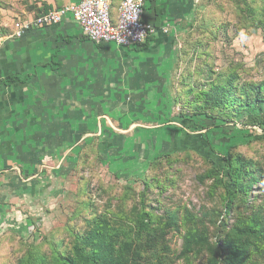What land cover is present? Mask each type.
Returning a JSON list of instances; mask_svg holds the SVG:
<instances>
[{"label":"rangeland","instance_id":"rangeland-1","mask_svg":"<svg viewBox=\"0 0 264 264\" xmlns=\"http://www.w3.org/2000/svg\"><path fill=\"white\" fill-rule=\"evenodd\" d=\"M44 1L0 0V48L7 40L15 38V24L32 19ZM247 1L249 10L240 0H198L189 14H183L173 45L172 86L158 96L155 104L136 108L137 119L129 121L133 126L123 133L118 131L129 136L127 139L132 142L131 149L120 155L118 163L107 167L102 163L97 137L82 138L73 149L66 148L45 160L47 168L39 172L37 198L13 206L12 217L0 224V264H19L28 250L35 247L47 256L54 248L65 254L70 249L73 233L84 231L87 219L95 216L115 213V217H111L118 219L119 214L126 213L131 217L132 206L139 193L145 190V182L153 177L155 183L160 175H165L161 169L154 174L145 173L157 153L145 151L143 140L150 141L152 135L167 126L159 118L154 120L153 106L160 115L171 108V118H176L181 110L186 111L178 106L191 86L204 88L220 75L232 73L239 77L240 83L264 82V0ZM202 122L207 128L202 132L184 130L190 136L206 134L215 156L220 158L230 147L246 143L251 136L264 135V105L257 112L243 113L235 126L209 120ZM171 127L180 128V125L171 123ZM148 143L151 146L152 142ZM237 152L257 158L264 155V142ZM178 158L169 173L170 181L174 179L175 182H168L169 186L160 195V190L153 187L147 193V203L155 217L167 216L166 212L178 214L182 225L186 212L201 218L207 212L220 210V201L218 196L209 199L211 181L200 183L198 180L208 166L192 155ZM129 190L133 191L131 198L121 207L123 195ZM254 192L256 195L257 191ZM254 199L252 196V202H260L261 196ZM234 217L227 220L228 226H232ZM122 222L131 224L129 220L122 219ZM206 227L213 234V226L206 222ZM163 232L164 239L155 250H150L151 255L156 256L152 257V262L158 259L164 261L163 264H208L211 260L205 251L178 257L185 235L183 226L178 231L166 227ZM150 241L155 242V239ZM210 241L215 242L214 239ZM137 248H140L138 244ZM253 261L264 264V252L254 256Z\"/></svg>","mask_w":264,"mask_h":264},{"label":"crops","instance_id":"crops-1","mask_svg":"<svg viewBox=\"0 0 264 264\" xmlns=\"http://www.w3.org/2000/svg\"><path fill=\"white\" fill-rule=\"evenodd\" d=\"M80 1L43 3L61 7ZM197 1L148 0L142 21L157 32L147 48L96 45L82 37L69 17L2 45L0 224L12 217L13 206L37 198L39 172L59 151L73 149L82 138L97 137L107 167L131 149L129 136L120 133L133 126L129 121L137 119L136 108L155 104L172 86L175 38L183 14ZM151 113L154 120L170 118L154 106Z\"/></svg>","mask_w":264,"mask_h":264},{"label":"trees","instance_id":"trees-1","mask_svg":"<svg viewBox=\"0 0 264 264\" xmlns=\"http://www.w3.org/2000/svg\"><path fill=\"white\" fill-rule=\"evenodd\" d=\"M122 1L109 0L113 22ZM240 1L249 10L248 1ZM61 7L42 3L40 11L33 18ZM151 39L152 36L148 37L145 44L138 47L147 48ZM11 80L10 77L6 81ZM184 95L178 107L183 106L186 111L181 110L179 117L171 118V108H167L166 114L170 118L163 120L167 126L149 138L151 146L150 141L146 138L143 140L146 143L145 151L157 153L150 160L145 173L161 169L165 172L164 176H168L160 175L155 183L153 177L145 182V190L139 193L136 204L132 206L131 217L123 213L116 217L118 219H113L115 213H105L87 219L86 229L73 233L70 249L65 254L54 248L47 256L35 247L32 251L28 250L19 264H152L156 261H151L155 255H151L150 250H155L164 239V229L167 227L178 231L180 226L184 227L185 235L179 258L205 251L211 259L208 264H255L253 257L264 252V155L249 158L237 151L264 142V135L251 136L246 143L230 147L219 158L215 156L206 134L190 136L184 129L202 132L207 129L202 124L203 120L235 126L243 113L262 109L264 82L240 83L239 77L232 73L220 75L204 88L191 86ZM171 123L179 124L180 128L171 127ZM128 142L130 148L132 142L129 139ZM182 155L195 156L208 166L198 180L200 183L212 182L209 199L218 196L220 210L207 212L201 218L186 212L185 222L180 225L178 214L166 212L167 216L155 217L147 203V193L156 187L160 195L169 186L168 182H175L174 179L170 181L169 173ZM254 190L257 191L256 195ZM132 193L129 190L123 195L121 207ZM252 196L255 198L253 201L261 196V201L252 202ZM230 217H234L232 226H228ZM122 219L129 220L131 224H124ZM206 222L213 226V234L209 233ZM151 239H155V242ZM213 239L215 242L211 243ZM136 244L140 248L136 249ZM162 262L157 259L156 264Z\"/></svg>","mask_w":264,"mask_h":264},{"label":"built area","instance_id":"built-area-1","mask_svg":"<svg viewBox=\"0 0 264 264\" xmlns=\"http://www.w3.org/2000/svg\"><path fill=\"white\" fill-rule=\"evenodd\" d=\"M147 1L123 0L113 22L109 0H81L23 20L15 24L13 34L20 39L33 29L56 26L69 17L80 27L82 37L96 45L113 43L118 47L134 48L145 44L147 38L157 32L142 21ZM162 32L167 33V29Z\"/></svg>","mask_w":264,"mask_h":264}]
</instances>
